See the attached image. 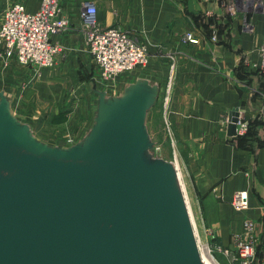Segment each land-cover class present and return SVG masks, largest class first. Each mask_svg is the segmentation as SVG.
<instances>
[{
	"label": "crops",
	"instance_id": "crops-1",
	"mask_svg": "<svg viewBox=\"0 0 264 264\" xmlns=\"http://www.w3.org/2000/svg\"><path fill=\"white\" fill-rule=\"evenodd\" d=\"M13 1L29 12L40 5V0H0V24ZM89 3L98 8L103 26H119L146 44V68L101 81L80 18ZM62 7L70 25L52 37L64 48L55 67L38 70L0 57V108L7 115L1 135H12L14 141L11 152L0 148V157L37 169L58 160L63 175L71 159L94 142L97 155L77 176L84 188L95 173L113 171L123 135H134L160 145L165 158H183L192 200L216 243L232 246L245 218L257 221L264 235V73L253 67L259 61L264 15L252 16L250 33L216 0H63ZM186 31L200 43H184ZM166 81L167 102L162 104ZM234 108L250 123L244 137L228 135ZM159 127L173 136L176 154L167 151ZM58 165L45 169L55 172ZM238 190L247 191L246 211L232 206Z\"/></svg>",
	"mask_w": 264,
	"mask_h": 264
},
{
	"label": "water",
	"instance_id": "water-1",
	"mask_svg": "<svg viewBox=\"0 0 264 264\" xmlns=\"http://www.w3.org/2000/svg\"><path fill=\"white\" fill-rule=\"evenodd\" d=\"M166 90L167 81L162 104ZM238 114V108L229 113V136L236 135ZM6 118L0 108V124ZM3 130L0 126V148L11 152L12 135H1ZM97 151L98 145L90 143L71 159V169L63 175L58 160L37 169L0 157V264L187 262L186 245L179 239L182 221L175 208L179 199L184 203L180 183L171 171L175 161L165 158L160 145L123 135L113 171L95 173L80 188L77 176ZM151 161L169 177L151 175ZM53 165L59 166L55 172L45 169ZM165 243L175 257L162 254Z\"/></svg>",
	"mask_w": 264,
	"mask_h": 264
},
{
	"label": "built area",
	"instance_id": "built-area-1",
	"mask_svg": "<svg viewBox=\"0 0 264 264\" xmlns=\"http://www.w3.org/2000/svg\"><path fill=\"white\" fill-rule=\"evenodd\" d=\"M216 1L232 18L240 19L245 32L252 33L254 30L252 16L264 15V0ZM62 3L63 0H40L35 12L27 11L24 4L18 1L5 6L0 24V57L38 70L55 67L64 48L59 42L53 41L52 37L64 33L70 25L63 13ZM97 13L96 5L89 3L81 11L80 18L84 42L100 71L101 81L109 83L123 73L146 68L150 62L146 44L119 26H103L98 21ZM205 14L208 17L212 12L206 11ZM210 29L211 40L216 42V29L213 26ZM182 41L200 43L193 31H186ZM258 58L259 61L253 67L264 73V30ZM168 85L169 83L164 104L167 102ZM249 129V121L239 112L234 137L246 136ZM232 206L236 211L248 210L247 191H236ZM259 235V223L252 218H245L242 232L234 236L232 246L224 247L219 244L214 247L213 252L222 255L226 264H264V240L261 241ZM214 260L217 264H223L215 258Z\"/></svg>",
	"mask_w": 264,
	"mask_h": 264
},
{
	"label": "rangeland",
	"instance_id": "rangeland-1",
	"mask_svg": "<svg viewBox=\"0 0 264 264\" xmlns=\"http://www.w3.org/2000/svg\"><path fill=\"white\" fill-rule=\"evenodd\" d=\"M160 134L162 136L164 144L167 146V151L171 154H173V152L174 154H176L174 145L172 144V140H170V138L173 136L165 135L162 128L160 129ZM176 145L177 143H175V146ZM167 162H171V160H167ZM175 164L176 168L172 167L171 171L175 179L177 176L178 182L180 183L182 197L184 199V203L181 201V199H179V202L175 204V208L182 221V238L179 239H182L181 242L186 245L184 251L187 256V262L185 264H205L203 262L201 254L202 250L207 251V254L210 255V257H214L220 263L226 264V259L222 255L215 254L213 252L214 247L216 245H219V243H216L215 237H213V235H211V233L206 229L204 221L199 216L198 204L193 202L190 194L191 191L189 188L188 180L190 173L184 165L183 158L180 155L175 160ZM148 166L151 168V175L166 178L169 177V172H162L160 169L157 171V167H155L154 161H151ZM191 178H193V176H191ZM263 237V234L259 235L260 240H262ZM167 245L168 243L164 244L165 247L162 254L168 256L169 258L175 257L177 254L174 250L170 249V251H168L169 248L167 249Z\"/></svg>",
	"mask_w": 264,
	"mask_h": 264
},
{
	"label": "bare ground",
	"instance_id": "bare-ground-1",
	"mask_svg": "<svg viewBox=\"0 0 264 264\" xmlns=\"http://www.w3.org/2000/svg\"><path fill=\"white\" fill-rule=\"evenodd\" d=\"M202 258L205 264H217L215 260L207 254V251L202 250ZM210 254V253H209Z\"/></svg>",
	"mask_w": 264,
	"mask_h": 264
}]
</instances>
